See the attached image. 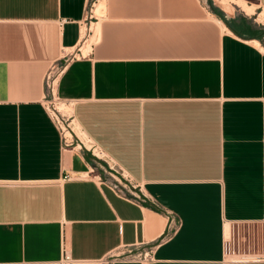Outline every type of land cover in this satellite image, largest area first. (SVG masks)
Wrapping results in <instances>:
<instances>
[{
	"label": "crops",
	"instance_id": "1",
	"mask_svg": "<svg viewBox=\"0 0 264 264\" xmlns=\"http://www.w3.org/2000/svg\"><path fill=\"white\" fill-rule=\"evenodd\" d=\"M105 3L88 23L90 0H0V264H63L65 247L81 264L125 248L155 252L115 264H264L234 251L258 250L255 236L230 240L264 224V0H234L233 14L207 0ZM53 69L78 134L142 202L91 173L74 129L65 148L47 110Z\"/></svg>",
	"mask_w": 264,
	"mask_h": 264
},
{
	"label": "built area",
	"instance_id": "2",
	"mask_svg": "<svg viewBox=\"0 0 264 264\" xmlns=\"http://www.w3.org/2000/svg\"><path fill=\"white\" fill-rule=\"evenodd\" d=\"M78 56L79 57L83 56V52L81 48L76 53H66L64 56L65 57L64 61L65 63H68L71 60V58H77ZM62 67L60 68V70L62 69ZM59 74L60 71L53 69L46 76L45 84L47 88V97H46L48 104L47 110L53 121L56 123L62 135L65 148H68L73 144L71 139L72 138L71 134H74V130L71 127L73 125V120L71 121V123H68L69 120L65 121L64 116L61 119L58 115H56L51 111V106H54V100L56 99L55 87H56V80ZM50 97L53 99L52 101L50 100L51 99ZM67 134H70L71 138H69ZM82 144L89 150V152L92 153V156L95 158V165L92 167V171H91L92 174L98 172V170L101 167L102 168L101 170L105 171V174L108 176V178L105 180L101 179V182H103L111 190H113V192L117 196H119L122 199L136 203L142 202V198L138 191L139 186L135 184L134 181L131 180V178L123 170L118 168V166L112 160H110L107 157V155L98 146H96L92 142L88 141L87 144H89V146H87L85 142H82ZM99 162L105 163L107 168L103 167L101 164H99ZM180 228H181V222H177L175 218L171 219L169 230L162 238L161 243L167 242L170 239H172L179 232ZM126 249L127 248H125V250L121 249L116 252H113L112 254L99 260L98 262H91L89 264H115L116 262L123 260L151 261L153 259V255L155 252V248L144 254L134 253L132 250H126ZM227 250L229 252H231L232 250L230 242L227 243ZM254 261L257 262L264 261V255L255 256ZM81 263L82 262H77L75 260H72L70 255L66 251V247H65L63 264H81Z\"/></svg>",
	"mask_w": 264,
	"mask_h": 264
},
{
	"label": "rangeland",
	"instance_id": "3",
	"mask_svg": "<svg viewBox=\"0 0 264 264\" xmlns=\"http://www.w3.org/2000/svg\"><path fill=\"white\" fill-rule=\"evenodd\" d=\"M103 1H105V0H90L89 11H88V23L95 22L96 18H101L103 13L99 15V14H97V12H95V10H96L97 5H100ZM207 2L209 5H212L211 4L212 2H213V4H215L214 3L215 0L214 1L213 0H207ZM227 2L230 5H232V2H234V0H227ZM93 28H94V25H93ZM89 42H94V38H92ZM88 44L89 43L83 44L84 49L82 50V52L84 54H87ZM50 100L52 101L53 99L51 98ZM68 108L72 109V106L70 104L63 102V101H60L56 97V99L54 100V106H51V111L53 113H55L56 115H58L61 119L64 116L65 117L64 120L65 121L69 120L68 123H71L72 118L70 117V113H66ZM71 127L75 130V132L77 134L79 133V132H77L76 126L74 124ZM78 135L83 142H85L86 144L88 143V140L85 137H83L80 134H78ZM67 136L69 138H71L70 134H67ZM87 146H89V144H87ZM253 236H255V239L257 238L256 239L257 243H261V247L257 246L258 250H234V251H238V252L247 251L248 253H250V252L254 253L255 251H257V253H263L264 254V249L262 248V243H264V224H259V225H255V226L237 225V226L233 227L232 236H231L230 240L233 242L236 238L238 241L240 237H247V238L251 237V238H253ZM252 242H253V239H252Z\"/></svg>",
	"mask_w": 264,
	"mask_h": 264
},
{
	"label": "bare ground",
	"instance_id": "4",
	"mask_svg": "<svg viewBox=\"0 0 264 264\" xmlns=\"http://www.w3.org/2000/svg\"><path fill=\"white\" fill-rule=\"evenodd\" d=\"M215 3H217V5L219 7H221L223 10H225L226 12L233 14L234 10H233L232 6L227 2V0H215ZM105 5H106L105 1H103L100 5H97L95 12H97V14H99V15L102 14V10L105 8ZM245 5L243 3L239 4L241 10L249 16L254 15V13H255L254 10L247 8ZM258 20L260 22H264V15H261ZM255 44L259 45V43L257 41L255 42ZM66 113H70V116H71L72 110L70 108H68ZM77 132H79L78 129H77ZM227 234H228V236L230 235L229 229H227Z\"/></svg>",
	"mask_w": 264,
	"mask_h": 264
},
{
	"label": "flooded vegetation",
	"instance_id": "5",
	"mask_svg": "<svg viewBox=\"0 0 264 264\" xmlns=\"http://www.w3.org/2000/svg\"><path fill=\"white\" fill-rule=\"evenodd\" d=\"M254 248L257 249V246L261 247V243H257V241L254 242ZM262 248L264 249V243H262Z\"/></svg>",
	"mask_w": 264,
	"mask_h": 264
}]
</instances>
